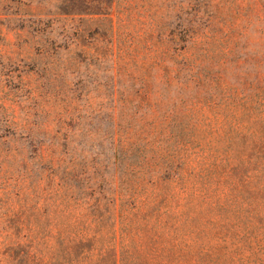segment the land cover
Here are the masks:
<instances>
[{
    "label": "trees",
    "instance_id": "1",
    "mask_svg": "<svg viewBox=\"0 0 264 264\" xmlns=\"http://www.w3.org/2000/svg\"><path fill=\"white\" fill-rule=\"evenodd\" d=\"M8 1L22 5L29 32L41 40L52 37L56 49L62 47L56 44L61 39L66 49L90 54L84 38L91 27L84 22L104 21L103 34L114 35L115 0H58L53 13L43 12L42 0ZM243 9L238 21L198 30L189 38L191 46L174 53L167 47L140 59L115 51L113 41L92 54L110 58L118 70L123 64L139 66L141 86L122 100L145 111L131 116L127 126L115 119L114 132L106 136L112 145L110 161L101 160V148L94 162H83L89 174L82 172L80 178L65 165L64 151H37L46 170L40 183L51 189L43 205L53 209L32 212L22 204L17 210L7 194L0 210V264H188L179 260L181 247L170 234L189 220L213 218L216 201L207 183L192 178L190 167L207 158L200 145L208 136L210 143L223 142L238 158L230 172L244 170L241 189L249 194L245 200H254L246 203L245 217L258 225L264 241V0L248 2ZM251 33L259 34L260 43ZM230 66L234 76L228 74ZM152 69L161 74L157 88ZM195 89L205 94L186 97ZM201 132L207 134L204 139ZM109 180L111 186L105 188L102 183ZM245 264H264V259Z\"/></svg>",
    "mask_w": 264,
    "mask_h": 264
},
{
    "label": "rangeland",
    "instance_id": "2",
    "mask_svg": "<svg viewBox=\"0 0 264 264\" xmlns=\"http://www.w3.org/2000/svg\"><path fill=\"white\" fill-rule=\"evenodd\" d=\"M42 1L43 12L57 11L58 0ZM248 2L257 0H115L113 36L103 34L104 21L84 22L91 27V34L87 32L84 38L92 48L87 54L74 47L66 49L61 39L56 44L62 47L56 49L52 37L45 35L41 40L31 34V22L22 16L25 8L16 1L0 0V210L7 194L17 210L22 204L32 212L52 210L43 205L51 189L47 182L40 183L46 170L37 151L41 147L64 151L65 165L74 168L80 178L82 172L89 174L83 162H94L101 148V160L110 161L112 145L106 136L114 132L115 119L122 118L127 126L131 116L138 118L145 111L136 102L122 100L140 88L139 66L123 64L118 70L110 58L93 56L96 50H105L108 42L111 46L114 41L115 51L120 48L140 59L167 47L174 53L183 45L191 46L189 38L196 31L222 29L238 21ZM252 18L258 27L260 20L255 14ZM258 36L249 35L256 44L260 43ZM230 69L228 74L234 76ZM160 75L151 70L156 88ZM172 94L176 96L174 90ZM192 94L201 97L205 93L195 89L186 97ZM206 135L201 132L200 138ZM200 148L207 150V158L190 165L192 178L207 183L216 203L213 218L202 214L198 223L189 220L170 234L181 247L176 252L182 255L179 260L188 264H245L248 259H264L258 225H250V218L245 217L246 203L254 200H245L249 194L241 189L244 170L235 175L230 172L238 158L223 142L210 143L209 136ZM109 170L113 172L112 165ZM102 185L109 188L111 182Z\"/></svg>",
    "mask_w": 264,
    "mask_h": 264
}]
</instances>
